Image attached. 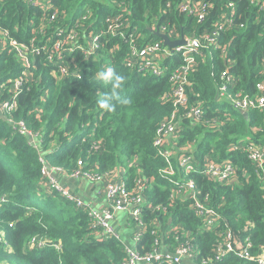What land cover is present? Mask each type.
<instances>
[{
	"label": "trees",
	"instance_id": "1",
	"mask_svg": "<svg viewBox=\"0 0 264 264\" xmlns=\"http://www.w3.org/2000/svg\"><path fill=\"white\" fill-rule=\"evenodd\" d=\"M229 3L236 10L233 25L221 33L218 48L198 58L188 77L186 112L197 108L200 120L179 114L181 128L172 158L173 182L182 178L177 172L180 156L190 155L196 164L188 178L221 216L208 231L191 212L189 201L169 205L166 198L175 184L158 173L165 162L152 147L155 130L172 112L165 97L177 57L162 60L161 77L134 71L129 66L134 59L129 42L137 47L160 42L155 31L161 27L173 32L174 40L177 35H200L224 22L219 17L228 15ZM166 6L167 0L0 2V32L29 49L28 76L11 116L41 134L42 154L50 167L69 174L81 161L83 169L98 174L122 169L128 184L138 176L147 178L146 194L153 203L167 205L171 217L167 226L166 217L154 218L165 231L180 223L182 235L191 234L196 264L213 255L225 228L242 245L248 239L254 257L264 247V179L254 172L243 150L232 148L239 141H251L264 151V114L253 110L245 117L217 101L218 80L214 78L228 72L236 79L235 91L250 95L256 83L264 80V10L251 0H213L211 15L197 23L177 11L178 0L170 9ZM60 30L63 34L57 36ZM57 42L65 47L56 49ZM90 42L97 46L94 51L89 50ZM78 44L82 49H72ZM106 67L125 77L118 92L131 100L113 112L97 105L101 93L111 87L96 79V73ZM22 71L9 48L0 52V101L11 96ZM208 161L230 163L236 167L234 178L225 183L212 181L202 173ZM0 199V264H113L125 258L120 242L96 238L84 210L46 188L35 151L1 115ZM120 230L125 234L124 228ZM34 237L60 245L61 252L52 248L25 252L24 246ZM151 246L146 232L135 249L143 253ZM216 264L256 263L226 254Z\"/></svg>",
	"mask_w": 264,
	"mask_h": 264
},
{
	"label": "built area",
	"instance_id": "2",
	"mask_svg": "<svg viewBox=\"0 0 264 264\" xmlns=\"http://www.w3.org/2000/svg\"><path fill=\"white\" fill-rule=\"evenodd\" d=\"M5 0H0V2ZM26 3H47L49 0H24ZM177 0H167V8L170 9L172 4ZM260 9L264 10V0H251ZM213 9V0H178L177 11L194 19L197 23H202L211 15ZM228 15L219 18L224 22H218L210 31H205L200 35L178 36L174 40V33L166 27H161L155 32L161 37L165 36L170 42L182 40V45L169 49L164 46L163 41L147 44L137 47L130 41L129 46L132 48V56L134 59L129 62L130 69L138 72L150 73L155 77H161L163 70L161 62L165 57H177L175 62L177 66L169 77L170 91L165 97L166 101L172 106V112L167 119L160 123L155 130L152 140V147L156 154L165 162V168L160 169L158 173L163 179L173 182L176 170L173 167L172 158L175 156L174 147L178 130L181 128V117L192 121H199L201 114L197 108L190 109L186 112V89L188 87L189 74L197 62L205 52L219 47V39L221 33L226 27L233 25L236 16V10L233 3L227 5ZM109 32L113 33L114 28L109 27ZM63 31L60 30L57 36H61ZM120 37L124 39L123 33ZM73 40V36L69 38ZM31 42V49H33ZM65 46L61 42L55 44L56 49H62ZM89 50L94 51L97 46L95 43H89ZM9 48L16 56L20 66L23 68L20 77L13 84L12 94L6 99L0 101V115L8 121L12 129L19 136L25 138L29 148L35 151L37 161L40 165V175L45 180L46 188L52 192L68 199L75 205L77 209L86 212L87 220L90 228L94 231L96 238L99 239H115L123 245L125 258L119 263L113 264H183L184 260L190 264H196L194 261L195 251L192 245V236L190 233L184 232L180 223L167 229L171 217L168 216V206L162 203H153L146 191L148 189V180L143 176L134 178L131 184H128L124 178V171L117 170L105 174H98L93 169H83L81 161L77 162L76 168L71 173H66L59 167H50L42 154V138L41 134L30 130L23 120L15 121L11 114L16 108V99L18 93L25 83L28 76L30 62L27 58L29 49L23 44L18 43L10 38L7 32H0V52ZM72 49H82L81 45H73ZM72 49L67 48V51ZM64 72L63 69H61ZM217 81V101L225 102L231 109L241 114L250 113L251 111H259L264 114V80L257 82L254 93L242 94L235 91L236 79L228 72L220 73L214 81ZM182 116L179 117V114ZM233 150H243L247 159L254 168V172L264 179V151L260 145L251 141H239L233 145ZM97 150V149H96ZM177 172L182 176L181 179H175L172 192L166 198L169 205L177 200L189 201V208L196 218L201 222L205 230H212L220 221V214L210 206L208 196H200V191L196 183L188 178L189 173L196 170V164L192 161L190 155L183 154L177 161ZM61 173L71 179H84L90 183L101 185V194L105 200L104 206H93L90 203L78 199L63 187L55 175ZM202 173L212 181L217 183H225L231 181L236 174V167L230 163H217L208 161L203 167ZM3 201L0 199V202ZM122 215V218H119ZM166 217L165 226L154 216ZM124 228L122 230L118 229ZM151 226V230L148 227ZM148 233L152 246L149 251L140 252L135 249V245L142 241L145 233ZM1 240V239H0ZM168 240V242H167ZM7 249V245L3 243ZM251 243L248 239L243 241L236 238L233 232L225 228L222 232L221 243L218 244L213 255L202 259L198 264H216L226 254H234L239 259L252 261L256 264H264V247L259 253L252 257L250 253ZM45 248L55 249L61 252L60 245L47 241L44 238L34 237L24 246V251H38ZM7 264V263H5Z\"/></svg>",
	"mask_w": 264,
	"mask_h": 264
},
{
	"label": "clouds",
	"instance_id": "3",
	"mask_svg": "<svg viewBox=\"0 0 264 264\" xmlns=\"http://www.w3.org/2000/svg\"><path fill=\"white\" fill-rule=\"evenodd\" d=\"M96 79L105 84H109L110 90L106 93H101L100 98L97 100L99 109L113 112L116 110L117 105H129L130 98H122L119 95L118 89L124 82L123 75L114 72L113 68L106 67L105 69L96 73Z\"/></svg>",
	"mask_w": 264,
	"mask_h": 264
},
{
	"label": "crops",
	"instance_id": "4",
	"mask_svg": "<svg viewBox=\"0 0 264 264\" xmlns=\"http://www.w3.org/2000/svg\"><path fill=\"white\" fill-rule=\"evenodd\" d=\"M55 178L74 197L86 201L93 206L105 205V200L101 194V185L90 183L84 179H71L61 173L56 174ZM119 218H122V215H119ZM120 228L118 225L119 230ZM183 264H190V262L184 260Z\"/></svg>",
	"mask_w": 264,
	"mask_h": 264
},
{
	"label": "water",
	"instance_id": "5",
	"mask_svg": "<svg viewBox=\"0 0 264 264\" xmlns=\"http://www.w3.org/2000/svg\"><path fill=\"white\" fill-rule=\"evenodd\" d=\"M161 38V40L163 41V44H164V46L165 47H167V48H169V49H172V48H174V47H176V46H179V45H182V40L181 41H177V42H170L169 40H168V38L167 37H165V36H161L160 37ZM243 116H247V114L246 113H243L242 114Z\"/></svg>",
	"mask_w": 264,
	"mask_h": 264
},
{
	"label": "rangeland",
	"instance_id": "6",
	"mask_svg": "<svg viewBox=\"0 0 264 264\" xmlns=\"http://www.w3.org/2000/svg\"><path fill=\"white\" fill-rule=\"evenodd\" d=\"M193 147H194V146H192L191 149H194ZM191 149H190V151H191ZM187 151H188V150H187Z\"/></svg>",
	"mask_w": 264,
	"mask_h": 264
}]
</instances>
